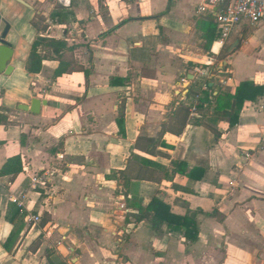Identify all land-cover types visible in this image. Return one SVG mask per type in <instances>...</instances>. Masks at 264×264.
Wrapping results in <instances>:
<instances>
[{
	"label": "crops",
	"instance_id": "obj_1",
	"mask_svg": "<svg viewBox=\"0 0 264 264\" xmlns=\"http://www.w3.org/2000/svg\"><path fill=\"white\" fill-rule=\"evenodd\" d=\"M203 3L0 0L11 50L0 53V170L22 163L0 178V264H264V96L244 103L231 129L214 109L242 82L264 86V28L244 21L220 46L212 13H196ZM38 37L67 48L40 47L41 71L30 74ZM208 88L211 104L177 134L188 91ZM152 199L193 218L196 241L153 231Z\"/></svg>",
	"mask_w": 264,
	"mask_h": 264
},
{
	"label": "trees",
	"instance_id": "obj_2",
	"mask_svg": "<svg viewBox=\"0 0 264 264\" xmlns=\"http://www.w3.org/2000/svg\"><path fill=\"white\" fill-rule=\"evenodd\" d=\"M40 47L50 48L55 55H59L64 50H66L67 45L65 42L56 41L52 39H44L41 37L36 38L32 44L27 63L26 69L30 74H38L42 68L43 57L39 53ZM69 65L65 67L60 66L58 70L54 73V78L60 77L67 71ZM71 71H77L79 67L77 65L71 67ZM85 77L88 76V72L81 70ZM188 96L192 100L195 96L198 97V106L203 107L205 104L209 105L212 102V95L210 89L203 93H197L193 90L188 91ZM264 96V86L254 85L250 82H242L237 85L235 93L232 97L227 98V102L224 106L215 104L214 109L217 111H223L222 115L225 113V117L228 119V127L231 129L235 127L239 120V114L246 102H253L257 98ZM226 111V112H224ZM189 117V108L180 104L174 114L175 126L178 128L177 134H180L184 125L186 124ZM210 131L214 134L215 139L219 138V133L216 130L209 128ZM149 143L153 144V140H147ZM173 166L177 168V173L183 176H186L190 179H201L203 176V171L201 170H192L188 174H185L181 168L183 167L182 163L173 162ZM22 172V163L20 157H14L9 159L2 169L0 170V178L10 176L12 178L16 177ZM195 172H199L198 177L195 176ZM146 212L150 216L149 224L150 228L153 231H159L163 225H166L168 229L172 232H183L187 240L194 242L197 239L198 229L195 223V220L189 215L178 216L171 212L170 207L158 199H152L149 205L146 207ZM211 217L216 218L218 221L222 222L224 217L220 215L216 210L208 214Z\"/></svg>",
	"mask_w": 264,
	"mask_h": 264
},
{
	"label": "built area",
	"instance_id": "obj_3",
	"mask_svg": "<svg viewBox=\"0 0 264 264\" xmlns=\"http://www.w3.org/2000/svg\"><path fill=\"white\" fill-rule=\"evenodd\" d=\"M62 6H69L70 0H57ZM212 13L217 29V43L224 46L228 41L232 31L240 23L246 21L252 26L264 28V0H204L198 6L196 13ZM205 88V87H204ZM198 107V97H194L188 104L189 118L196 116ZM31 182L33 186L45 188L46 178L44 175H35ZM31 221L37 222L38 218Z\"/></svg>",
	"mask_w": 264,
	"mask_h": 264
},
{
	"label": "water",
	"instance_id": "obj_4",
	"mask_svg": "<svg viewBox=\"0 0 264 264\" xmlns=\"http://www.w3.org/2000/svg\"><path fill=\"white\" fill-rule=\"evenodd\" d=\"M8 30H9V28H8V26H5V29H4V31L2 32V34H1V36H0V53H7V54H10L11 53V50H10V47L8 46V44H6L5 42H4V38H5V36H6V34H7V32H8ZM238 41H236L234 44H233V46H232V48H231V50H230V52L229 53H231L234 49H235V47L238 45ZM7 62H8V60H7V58H5V59H0V70L2 71L4 68H6L7 67ZM39 105H40V102L38 101V100H32V102H31V106H30V112L31 113H33V114H37L38 112H39ZM53 261H54V259H52Z\"/></svg>",
	"mask_w": 264,
	"mask_h": 264
}]
</instances>
